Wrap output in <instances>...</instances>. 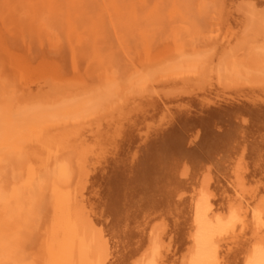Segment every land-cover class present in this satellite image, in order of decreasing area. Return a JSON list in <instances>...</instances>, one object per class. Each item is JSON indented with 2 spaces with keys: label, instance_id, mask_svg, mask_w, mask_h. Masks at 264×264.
Masks as SVG:
<instances>
[{
  "label": "bare ground",
  "instance_id": "bare-ground-1",
  "mask_svg": "<svg viewBox=\"0 0 264 264\" xmlns=\"http://www.w3.org/2000/svg\"><path fill=\"white\" fill-rule=\"evenodd\" d=\"M228 1L207 49L146 52L123 85L113 73L91 87L48 60L32 64L0 24V264H264V0ZM15 2L37 39L81 43L72 4ZM205 74L198 88L182 82ZM238 78L257 94L209 118ZM204 95L212 107L196 115L191 102Z\"/></svg>",
  "mask_w": 264,
  "mask_h": 264
},
{
  "label": "rangeland",
  "instance_id": "rangeland-1",
  "mask_svg": "<svg viewBox=\"0 0 264 264\" xmlns=\"http://www.w3.org/2000/svg\"><path fill=\"white\" fill-rule=\"evenodd\" d=\"M15 1L16 0H0V12L4 14V16L3 14H0V16H2L0 17V24L5 37L7 38L6 40L10 49L16 53L18 52L17 54L26 57L30 63L33 62L32 64H37V62L48 60V62L55 64L56 67L60 69L59 71L62 77L69 78L72 77V75H80L81 78L83 77L82 79L84 80V82L86 81L88 86L91 87H97L102 82V79H107V73H109V77H112L110 73H113V78L114 76L117 78V85H123L124 80L122 72L134 68V63L137 66L138 59H140L139 56L146 55V52H148V54L150 55H155L160 53L162 50L165 51V49H172L175 47H182L187 51V53H189L191 49H207L208 41L203 45V41L206 40V34H208L209 31H212L211 36L217 37L224 30L227 25V23L225 24L227 20L225 19L227 15L226 11L228 10L229 6L228 0H80L79 2L78 0H75L73 3L71 2L72 0H68V3L65 2L66 0H57L56 7L59 11L62 8L65 9L66 4L69 5L68 7H70V4L73 5L71 11L72 14L75 15V19H73L74 17L72 15L73 18L71 17V20H75V23H79V33L84 32L85 35L84 33L83 35L81 33V43L79 44L76 42V39L74 40L75 37H73L71 39V44L68 41V43H65V41L62 39L64 42H61L60 40L58 42L59 45L58 43H54L56 47L54 45H52L51 47V45H47L49 44V42L47 43V41L43 39H37L36 34H34L35 32L31 31L28 26V18L30 15L28 13L25 14L24 12L26 10L23 11L22 8L24 6L18 4V2ZM62 1L64 2L65 6L63 5ZM14 3L16 4V6ZM233 3L235 4V1ZM18 7L22 9V11ZM58 7H60L61 9ZM12 9H15L16 11ZM2 10L5 11L3 12ZM18 10H20L21 12L20 15V12H18ZM240 10L241 9L238 6L233 7V12L236 16H240V14H243ZM12 11H15V13ZM9 12L11 13L10 15L8 14ZM6 14H8L9 16ZM22 16L27 21L22 20ZM20 22L23 24V26ZM81 27L84 29H82ZM87 29H89V32ZM219 29L220 32H218ZM92 30L94 33L92 32ZM92 37H94L96 41ZM24 45H26V47ZM201 45L203 47H200ZM218 46L219 43L218 45H215V49H217ZM21 47H23V49ZM186 51H184V53H186ZM187 53L183 55V59L185 58V56L187 58L186 60L191 59V56ZM209 54L210 53H208L207 56H209ZM203 55H205V53H203ZM95 58H105V61L111 60L109 62H112L115 67L108 71H105V66L100 68L101 66L97 63L98 59L96 60ZM249 60V57L246 58V62H249ZM1 65L2 64L0 63V75H5L6 69L2 70V67L4 68V65ZM247 71L248 73H250L249 71L251 70L247 69ZM252 75L253 74L251 73L250 76ZM201 76L202 78L200 77V75H197L199 79L194 76L187 79L186 82L185 80L181 81L187 86H195V88H198V86L207 82V79H205V77H210L206 74L205 76ZM200 79L203 81H201ZM248 80L249 79L246 80L245 78H238L237 81L240 83L238 88L240 89L236 88L234 89L236 92L233 91L231 93H228V95L226 94V96H224V98L226 99H222V104H220V100V102L218 103L220 104V106L217 105L216 107L212 108V110L210 111L211 116L209 118L213 119L212 117H223L225 116V112L227 110H231V108H229L231 104L237 105V101L239 103L240 101H245L244 98L247 99L248 94H250L249 97L253 94H257L254 92L252 94V89H249V91H245V89L248 90L247 88L249 87L256 89V87L245 85V83L250 82ZM179 81L180 80L172 81L168 84H173L175 82L179 83ZM197 82L200 84L197 85ZM263 85L264 84H261L260 86L262 87ZM168 89L169 87L166 91H170ZM237 89L240 91H237ZM242 89L243 91H241ZM166 91L164 90L163 92ZM175 93L182 94L181 92ZM259 94H261V92H259ZM261 95H264V92ZM209 96L206 97L204 95L202 96L204 99L201 97L200 101L198 100L199 102H201V99L203 101L206 97V100L204 101V103H206L205 105L203 102H191V111H193L194 114L198 115L200 112L208 110L207 105H211L210 107H212L213 96L210 97L212 98V100L209 98ZM240 97H244L243 100H240ZM114 98L115 95H112L110 97L111 100H113ZM183 98H186V96H183ZM232 99H235L234 102ZM189 104H187L186 107L182 108L188 109L191 106ZM177 105L180 106L179 103ZM177 105L173 107H178ZM184 105H186V102H184ZM178 109L172 108V113H174ZM162 117H160V119L162 118V120L165 119L166 121V119L168 118V113L165 112ZM177 118L178 119H176V121H178L174 125V129L177 128L176 130H180V127L182 123L185 122V120L183 116L182 118L181 116L180 118L179 116ZM224 120H226V118H220V120H217L219 127L224 128L226 126V123L224 124ZM163 122L164 120L161 121V123ZM156 125L157 124H155L154 126ZM207 126L211 127V125ZM165 128H167V126L165 127L164 125L162 127V130H165ZM221 134L222 132H218V135ZM154 137L155 135L153 136V138ZM159 138L161 137L157 138L156 136V141L151 138V141H148V144L154 141V145H150L151 147H155L157 145V141L163 140L162 138L159 140ZM159 146L154 148L156 152H159V148H161V146ZM218 147L219 145L214 147V149ZM146 173L147 175H149L148 169ZM4 178L5 177L3 175L0 181L3 182Z\"/></svg>",
  "mask_w": 264,
  "mask_h": 264
}]
</instances>
